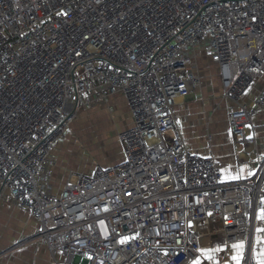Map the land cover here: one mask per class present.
<instances>
[{
	"label": "built area",
	"instance_id": "built-area-1",
	"mask_svg": "<svg viewBox=\"0 0 264 264\" xmlns=\"http://www.w3.org/2000/svg\"><path fill=\"white\" fill-rule=\"evenodd\" d=\"M200 56L229 102L235 144L253 143L264 0H0V201L28 209L53 264H190L202 237L243 241L240 264H255L264 153L246 160L253 175L223 179L221 161L188 147L177 123ZM118 94L130 117L121 159L56 181L54 147L72 120Z\"/></svg>",
	"mask_w": 264,
	"mask_h": 264
},
{
	"label": "crops",
	"instance_id": "crops-1",
	"mask_svg": "<svg viewBox=\"0 0 264 264\" xmlns=\"http://www.w3.org/2000/svg\"><path fill=\"white\" fill-rule=\"evenodd\" d=\"M205 57V56H202ZM208 59L207 57H205ZM209 60V59H208ZM214 71V66L210 62L207 68H200L199 71L195 72L200 77V86L193 91H190L186 94L194 92L195 99H185L186 94L183 97H178L177 102L174 104V110L176 114L177 123L180 122L182 129L181 133L184 137L185 143L188 147L197 150L204 154L212 155L215 159L221 161L222 163V172L225 176V169H227L231 174L235 175L239 169L246 166V171L244 176L247 175L248 171H252L254 168L253 164H248L246 160L255 152V153H264L259 149L257 144L258 137L264 139V109L259 111L253 117V125H255L254 136L255 141L253 143H248L243 145V148L240 150H235L234 137L229 129L228 120L224 121L226 125V135L217 138L220 142L217 143V148L214 149V133L211 131L212 125L215 123L216 116L221 115V109L224 107L222 103H215L214 101L209 102L211 98V92L207 93L210 98H203L202 96V87L203 84L207 85L210 81L204 79L205 73L208 71ZM205 71V73H204ZM204 73V74H203ZM210 74V73H209ZM211 77V75H210ZM212 79L216 80L218 83L217 87L213 86V82L210 83L208 87L212 88L214 91L218 90L220 94L222 89L219 83L218 78L213 74ZM207 83H206V82ZM205 82V83H204ZM262 81H256L246 92L245 101L250 103L252 99L257 95L260 84ZM116 99H119L116 103ZM109 104H112L113 108L117 113L122 112L124 114V123L123 127L130 122L128 107L125 102V99L122 95H112L106 101ZM228 116V110L226 111ZM221 119H223L220 116ZM122 129V128H121ZM191 133L194 135L191 136ZM248 135L251 134V130L247 129ZM208 134H210V139H208ZM68 135V134H67ZM62 140V141H61ZM63 138L60 139L53 151V156L59 155L60 146L62 145ZM227 140V141H225ZM65 141V140H64ZM224 141V142H223ZM256 150V151H255ZM56 156V175L58 176L60 172V160ZM122 157V152L116 160L106 163H115L119 161ZM80 169V170H88ZM62 181L63 182L68 177L67 169L63 168ZM55 174V173H54ZM55 178V175H54ZM56 180V179H55ZM12 203L15 201H0V264H53L50 257L49 251L46 246L36 239H32L31 235L36 231L38 223L36 219L27 212L28 209L18 206H14ZM11 210L12 212H6ZM255 242L252 246L251 254L257 264V259L262 249H264V237L255 235ZM238 242H229V243H220L209 245L206 238H201V248H219L220 251L215 253L214 259L217 256L222 258L221 262L216 264H235L231 258L235 254L234 249L231 245ZM213 259V260H214ZM207 260V259H205ZM213 260H207L209 263H213Z\"/></svg>",
	"mask_w": 264,
	"mask_h": 264
},
{
	"label": "rangeland",
	"instance_id": "rangeland-1",
	"mask_svg": "<svg viewBox=\"0 0 264 264\" xmlns=\"http://www.w3.org/2000/svg\"><path fill=\"white\" fill-rule=\"evenodd\" d=\"M209 64L210 61L208 59L200 56L196 60L195 68L197 71H199L200 68H204L205 70ZM213 74L214 71L211 68V71L207 70V73H205L203 76L207 82H213V86L217 87L218 83H216V80L211 78ZM210 83L208 82L207 85L203 84V93L201 97H203L204 94L203 98L206 100V98H210L207 93L211 92V98L209 102L214 101V104L222 103L224 105V107L221 109V115L216 116L217 120L211 127V131L214 133V138L216 139L214 140L213 148L216 149L217 146L215 145L220 142L217 138L220 139L221 136L226 135V125L223 120L226 121V111L228 110L229 102L224 98L222 93L220 94L218 90L214 91L212 89L214 87H208V85L210 86ZM185 99H195L194 92L186 94ZM118 100L119 99H116V103L119 102ZM220 116L223 119H221ZM123 120L124 114L122 112L117 113L112 104H109L108 102H103L91 108L80 110L78 115L70 123L64 135L60 138H63L65 141L63 140L62 145L60 146L61 150L58 151L59 155H56L57 159L59 158L60 160V172L58 176L56 175L57 167L55 166L56 156L54 157V175L56 181H62L61 179L64 177L63 168L67 169L68 172L70 170L76 171L80 169H90L96 163L111 162L116 160L119 157L121 151V143L118 138V134L121 128H123ZM178 126L180 128V122H178ZM180 130L182 131L181 128ZM170 133L171 131H166L164 132L163 136L168 137L170 136ZM192 135L194 134L191 133V136ZM232 141L235 143V139ZM257 141L259 149L264 152V139H262V137H258ZM240 148H243L242 143L235 144L236 151L240 150ZM70 178L73 179V176ZM2 201L13 200L9 196H5ZM12 204L14 206L20 207V205L17 203ZM6 212L12 211L7 210ZM27 212L29 211L27 210Z\"/></svg>",
	"mask_w": 264,
	"mask_h": 264
},
{
	"label": "snow or ice",
	"instance_id": "snow-or-ice-1",
	"mask_svg": "<svg viewBox=\"0 0 264 264\" xmlns=\"http://www.w3.org/2000/svg\"><path fill=\"white\" fill-rule=\"evenodd\" d=\"M67 15V13H57V15ZM251 137H249L250 139ZM225 173H227L223 179L226 180H238V179H242L244 177V173L246 171V166L244 168L239 169V171L233 175L231 174V172H229L227 169L224 170ZM248 176L253 175L252 171H248L247 172ZM261 204L264 205V197L261 198ZM209 215H211V213H209ZM227 219V218H226ZM257 220H261L264 221V207H262L256 217ZM258 232L260 231H264V229H257ZM129 237H124L121 239L120 243H125L129 240ZM232 249H234L235 254L232 256V260L235 261V264H240V260L242 259L243 256V249H244V243L243 241L238 242V243H234L233 245H231ZM221 249L219 248H200L197 249V251L199 252V256H197L195 259H193L190 264H202V258L203 259H207V260H213L215 253L220 251ZM89 259H91V257H89ZM257 264H264V249L261 250L259 257L257 259Z\"/></svg>",
	"mask_w": 264,
	"mask_h": 264
}]
</instances>
